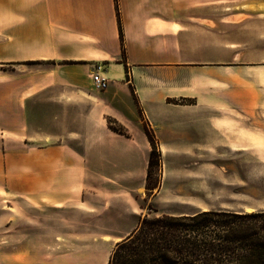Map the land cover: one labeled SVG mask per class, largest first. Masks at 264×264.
Returning <instances> with one entry per match:
<instances>
[{
    "label": "crops",
    "instance_id": "crops-1",
    "mask_svg": "<svg viewBox=\"0 0 264 264\" xmlns=\"http://www.w3.org/2000/svg\"><path fill=\"white\" fill-rule=\"evenodd\" d=\"M215 1L0 0V65L15 68L0 78V192L31 195L57 208L80 203L100 220H123L113 208L116 193L109 202L105 191L99 202L85 203L82 195L97 189L103 171L130 170L127 158L148 153L146 137L100 125L78 134L80 150L53 140L27 143L42 139L28 134L27 98L33 94L37 102L50 89L56 101L60 86L73 97L87 94L96 65L108 79L94 97L102 102L101 115L124 124V108L133 113L138 106L146 122H159L151 117L168 109L179 113L180 125H202L206 141L163 139L161 150L195 153L206 142L217 147L220 139L244 149L246 138L233 132L264 139V0L223 5L234 12L226 21L241 26L242 35L221 43L227 48L222 59L214 55L219 40L202 38L204 30L218 33L220 18L204 14L218 11ZM130 231L99 233L114 243Z\"/></svg>",
    "mask_w": 264,
    "mask_h": 264
},
{
    "label": "rangeland",
    "instance_id": "rangeland-1",
    "mask_svg": "<svg viewBox=\"0 0 264 264\" xmlns=\"http://www.w3.org/2000/svg\"><path fill=\"white\" fill-rule=\"evenodd\" d=\"M243 1L217 0L214 3L219 6L218 11L204 13L220 18L218 33L204 30L202 36L205 40H219V51L214 54L219 59L227 53L226 46L221 43L231 36L242 35L241 26L226 21L234 12L223 9V5ZM14 69L11 65H0V78L12 75ZM126 79H129L128 74ZM100 93L89 84L87 94L79 97L68 95L60 86L56 101L51 100L50 89H44L38 103L31 94L27 98L26 128L28 134H38L42 139L27 143L53 140L80 150L78 134L90 128L96 130L100 125L123 135L139 134L147 140L149 135L155 147L149 176L146 177L152 146L148 140L147 154L140 150L137 157L127 158L130 170L103 171L95 186L97 189L82 195L85 203L99 202L103 199L100 193L105 191L108 202L113 197L117 201V207L113 208L119 210L118 214L122 213V221L100 220L97 211L90 212L80 203L57 208L31 195L11 196L0 192V264H107L116 242H104L99 232L115 228H131L132 231L144 215L191 214L205 209L264 211V153L259 149L264 147V139L256 133L233 132L236 138H246L244 149L220 139L217 147L206 142L195 153L192 150H161L159 142L163 139L175 143L206 141L207 137L198 131L202 125H180L179 113L168 109L156 110L151 117L159 122H146L138 106L133 113L124 108L122 124L100 114L104 110L100 107L102 102L94 98ZM186 101L192 99L167 98L171 103ZM120 105L124 106L121 101ZM163 120L171 122L163 123ZM108 176L115 179L111 181ZM110 193L116 194L112 197ZM133 210L136 214H131Z\"/></svg>",
    "mask_w": 264,
    "mask_h": 264
},
{
    "label": "trees",
    "instance_id": "trees-1",
    "mask_svg": "<svg viewBox=\"0 0 264 264\" xmlns=\"http://www.w3.org/2000/svg\"><path fill=\"white\" fill-rule=\"evenodd\" d=\"M147 137L146 177L155 154ZM244 211L144 215L114 244L107 264H264V211Z\"/></svg>",
    "mask_w": 264,
    "mask_h": 264
},
{
    "label": "built area",
    "instance_id": "built-area-1",
    "mask_svg": "<svg viewBox=\"0 0 264 264\" xmlns=\"http://www.w3.org/2000/svg\"><path fill=\"white\" fill-rule=\"evenodd\" d=\"M99 69L100 67L98 66V69L92 72L90 77L93 88L101 91L107 87L108 79L101 74Z\"/></svg>",
    "mask_w": 264,
    "mask_h": 264
},
{
    "label": "bare ground",
    "instance_id": "bare-ground-1",
    "mask_svg": "<svg viewBox=\"0 0 264 264\" xmlns=\"http://www.w3.org/2000/svg\"><path fill=\"white\" fill-rule=\"evenodd\" d=\"M246 211H247V212H251L252 210H251V209H247ZM119 240H120L119 238H115V239H114V242H117V241H119Z\"/></svg>",
    "mask_w": 264,
    "mask_h": 264
}]
</instances>
